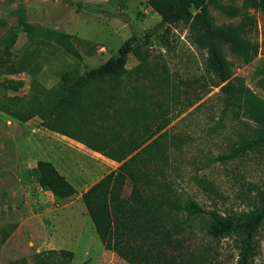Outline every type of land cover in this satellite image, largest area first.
Segmentation results:
<instances>
[{
	"label": "rangeland",
	"instance_id": "1",
	"mask_svg": "<svg viewBox=\"0 0 264 264\" xmlns=\"http://www.w3.org/2000/svg\"><path fill=\"white\" fill-rule=\"evenodd\" d=\"M146 1L0 0V97L26 96L34 82L50 88L66 72L79 69L83 73L100 66L131 36L153 32L143 48L149 58L140 68L136 69L137 58L128 56V73L120 79L126 106L140 104L131 90L135 86L145 88L151 109L168 111L171 121L165 130L171 141V166L167 174L183 198L221 215L248 212L254 206L251 186L264 190V147L224 163L210 160L232 153L242 138L252 134L255 124L236 108L224 110L223 85L206 70L205 51L190 42L188 29L182 24L159 25V16L148 9ZM216 1L236 7L239 13L226 16L209 5L208 16L215 26L235 27L246 16L254 21V26L240 37L255 50L237 54L223 46L222 51L231 71L229 82L236 93L243 96L249 92L264 105V18L257 10L245 9L244 0ZM29 28L71 34L82 61L52 42L28 38ZM27 57L33 72L6 73L7 68L26 64ZM119 105L114 102L112 109ZM104 127L119 130L115 120L98 119L89 128L100 138L86 132L79 136L101 147L100 140L109 138ZM27 143L34 145L30 154ZM38 160L50 161L74 186L76 194L57 201L32 176H27ZM117 166L84 145L43 128L39 118L20 123L0 112V264L87 261L85 251L96 252L101 242L81 193ZM131 189L127 183L123 195L127 197ZM206 227V217L190 222V252L208 250L212 256L219 254L210 258L221 260V264H234V237L211 240ZM89 238L97 242V247ZM256 240L259 253L252 264H264V224ZM61 250L72 252L73 258L60 255ZM211 262L207 264L215 263Z\"/></svg>",
	"mask_w": 264,
	"mask_h": 264
},
{
	"label": "trees",
	"instance_id": "2",
	"mask_svg": "<svg viewBox=\"0 0 264 264\" xmlns=\"http://www.w3.org/2000/svg\"><path fill=\"white\" fill-rule=\"evenodd\" d=\"M145 3L159 16V25L182 24L188 29L190 42L205 51L206 70L217 78L219 85H223L224 110L236 108L255 124V128H251L252 134L242 138L232 153L216 156L210 162L224 163L264 147V105L249 92H244L243 96L236 93L229 82L231 71L222 51L223 46L237 54L255 50L240 37L254 26V21L246 16L235 27L215 26L208 16L209 5L226 16L234 17L239 13L236 7L216 0H147ZM243 6L259 11L264 18V0H244ZM152 34L131 36L100 66L83 73L79 69L66 72L50 88L34 82L26 96L0 97V112L20 123L39 118L43 128L118 164L115 170L82 192L81 201L104 249L127 264H207L212 263L211 260L221 264V260L210 258L219 254L212 256L208 250L190 252V222L196 217L207 218L205 233L209 239L218 241L234 237L233 245L237 251L236 258L232 257L234 264H252L259 253L256 236L264 224V190L251 186L254 206L242 214L221 215L217 211H206L190 198H183L167 174L171 166V141L165 130L171 121L168 111L151 109L145 88L135 86L131 90L140 104L126 106L120 79L128 73V56H135L139 61L136 69L140 68L149 58L147 49L144 52L143 48ZM27 36L38 38L41 43L52 42L82 61L71 34L48 28L37 31L29 28ZM5 71L17 75L34 70L27 57L26 64ZM116 101L120 105L112 109ZM107 110L113 113L109 114ZM109 118L116 121L119 130L104 127V134L109 138L100 140L101 147L80 138L82 132L100 138L89 126L96 125L98 119ZM75 126V132H71L70 128ZM27 174L57 201L76 194L74 186L50 161L38 160ZM127 183L132 189L126 197L123 192ZM59 254L73 258L72 252L67 250H61Z\"/></svg>",
	"mask_w": 264,
	"mask_h": 264
},
{
	"label": "crops",
	"instance_id": "3",
	"mask_svg": "<svg viewBox=\"0 0 264 264\" xmlns=\"http://www.w3.org/2000/svg\"><path fill=\"white\" fill-rule=\"evenodd\" d=\"M148 9L149 10H152L149 7H148ZM26 149L28 150L27 153L30 154V151H32V149H34V145L33 144L29 145L27 143L26 144ZM92 152H94V151H92ZM94 153H96V152H94ZM108 160H110V159H108ZM110 161H112V160H110ZM112 162H115V161H112ZM20 166H21V164H20ZM97 181H95V182H97ZM89 239H90V241H92V243L94 242L96 244V247H97V245H98L97 242H95V240L93 238H89ZM84 255L87 256L88 260L85 261V262H83L82 264H127L124 260L120 259L113 252L108 251V250H105L104 247H103V245H102V243L100 244V248L96 252L91 253L89 250H86L85 253H84Z\"/></svg>",
	"mask_w": 264,
	"mask_h": 264
}]
</instances>
